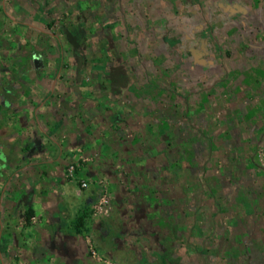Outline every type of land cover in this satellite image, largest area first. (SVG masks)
<instances>
[{"label": "rangeland", "instance_id": "obj_1", "mask_svg": "<svg viewBox=\"0 0 264 264\" xmlns=\"http://www.w3.org/2000/svg\"><path fill=\"white\" fill-rule=\"evenodd\" d=\"M12 2L0 71L29 60L50 101L0 109V264H264V0H30L26 30ZM21 122H86L34 199Z\"/></svg>", "mask_w": 264, "mask_h": 264}, {"label": "crops", "instance_id": "obj_2", "mask_svg": "<svg viewBox=\"0 0 264 264\" xmlns=\"http://www.w3.org/2000/svg\"><path fill=\"white\" fill-rule=\"evenodd\" d=\"M14 1L15 2H12L11 7H9L8 9L6 8L7 14L10 15L11 12H15L16 15L22 16H19L21 17L20 19L17 17L13 20V22L17 23V25L21 28L24 24V30L30 28V25L34 26L33 22H35V19L30 21V18H28V16L32 12L36 13L37 11L35 12V10H38L39 7L36 8L37 6H34L30 8V0ZM23 15L25 16V18L23 17ZM41 16L42 15L39 14L40 19L45 20V17ZM40 29L41 28L38 27V30ZM12 62H15L16 64H10L9 66L8 61H6L4 67L0 71V73H4L1 76V79L14 80L12 82L10 81L9 83H7L8 85H4V83H2L3 86H1L0 88V109H3L5 111H26L28 114V112L30 111L34 112L37 107L44 108L50 101L48 100L50 91H44L41 86L43 85V82H39L37 81V79H45L46 76L49 75L48 72L30 70L29 60H15ZM30 79L36 81L30 82ZM21 123H25V131H27L26 134L28 135V137H30V142H27L29 145L27 149H22L18 151V153L21 152V154L16 155L17 158H24L27 160V163H25L21 167V171L18 170L19 172H17L16 174L21 177L20 173L25 172L24 174L27 176L23 178L24 181L22 182L21 189L27 193L29 191L30 198L32 196L34 199L35 191H38L39 193H42L44 191V183L47 182L46 180L48 178V175L51 173L50 167H52L58 159H62L66 155H69L70 152L75 153L74 151H76V149L78 150V146H74L72 144L71 148L68 149L66 147L67 144H65V142H74L73 144L75 145L81 144L82 141L80 140V135H84L83 124H85L86 122ZM97 138L92 139L94 140V143L92 142L93 146L96 147L97 145L98 148H101L102 152H105V149L109 147V145H107L105 138ZM26 141H28V139H26ZM90 142L89 140H86L84 145L86 146V144H89ZM84 145L83 148H85ZM49 149H53V151ZM105 153H107L108 155L107 151ZM28 176L32 177L27 179ZM29 180L30 184L28 182ZM40 195L41 194H39V196ZM43 198L44 197H42V199ZM35 203H30L26 205L25 210L31 206L34 214V211H36L39 206H44L43 202H39V206L37 205V202ZM42 210H44L43 207H41V211ZM57 243L59 246L57 245L56 248H59L63 254H70V256L66 257L69 261L71 255L73 254H76L77 258L78 256H80V248L79 246H77V240H75V237L73 235H68L63 243L62 241H57ZM40 252V254L46 253L44 250H41ZM75 264L80 263L76 262Z\"/></svg>", "mask_w": 264, "mask_h": 264}, {"label": "trees", "instance_id": "obj_3", "mask_svg": "<svg viewBox=\"0 0 264 264\" xmlns=\"http://www.w3.org/2000/svg\"><path fill=\"white\" fill-rule=\"evenodd\" d=\"M105 150L108 151L109 147H107ZM25 214H26V221L28 222L31 216L33 215V209L31 206L25 210ZM87 217H88V208H85L84 212L78 214V216L76 217L74 225L77 233L83 232V228L86 226Z\"/></svg>", "mask_w": 264, "mask_h": 264}, {"label": "built area", "instance_id": "obj_4", "mask_svg": "<svg viewBox=\"0 0 264 264\" xmlns=\"http://www.w3.org/2000/svg\"><path fill=\"white\" fill-rule=\"evenodd\" d=\"M73 167H74V166H72V168H73ZM81 185H82L83 187H85V186L88 185V183H87L85 180H82ZM106 202H107V200L105 199V197H103V198L99 201V208H101V207L103 206V204L106 203Z\"/></svg>", "mask_w": 264, "mask_h": 264}]
</instances>
